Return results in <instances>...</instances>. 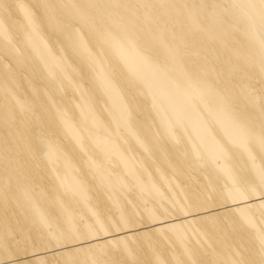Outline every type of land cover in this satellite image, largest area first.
Segmentation results:
<instances>
[{"label": "bare ground", "instance_id": "obj_1", "mask_svg": "<svg viewBox=\"0 0 264 264\" xmlns=\"http://www.w3.org/2000/svg\"><path fill=\"white\" fill-rule=\"evenodd\" d=\"M0 264H264V0H0Z\"/></svg>", "mask_w": 264, "mask_h": 264}, {"label": "rangeland", "instance_id": "obj_2", "mask_svg": "<svg viewBox=\"0 0 264 264\" xmlns=\"http://www.w3.org/2000/svg\"><path fill=\"white\" fill-rule=\"evenodd\" d=\"M252 201H254V200H252ZM159 225V224H158ZM142 229V228H141ZM126 233V232H125ZM127 233H129V231L127 232Z\"/></svg>", "mask_w": 264, "mask_h": 264}]
</instances>
